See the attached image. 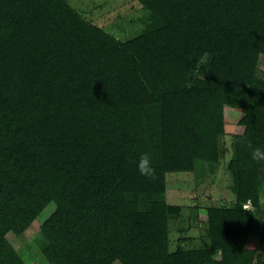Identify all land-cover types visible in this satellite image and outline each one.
<instances>
[{
	"label": "trees",
	"instance_id": "1",
	"mask_svg": "<svg viewBox=\"0 0 264 264\" xmlns=\"http://www.w3.org/2000/svg\"><path fill=\"white\" fill-rule=\"evenodd\" d=\"M138 1L143 28L121 39L70 0H0V264H29L11 236L39 218L27 250L44 263L264 264L247 147L264 149V0ZM226 107L242 110L235 199L207 208L208 246L172 250L192 208L168 202L167 176L216 171Z\"/></svg>",
	"mask_w": 264,
	"mask_h": 264
},
{
	"label": "rangeland",
	"instance_id": "2",
	"mask_svg": "<svg viewBox=\"0 0 264 264\" xmlns=\"http://www.w3.org/2000/svg\"><path fill=\"white\" fill-rule=\"evenodd\" d=\"M70 3L87 20L108 28L121 39L126 38L129 34L135 35L143 28V23L139 22V17L143 12H146V9H142L143 5L138 0H70ZM262 64L264 65V62ZM226 110L227 121H224V124L225 129L227 126V135L222 139L226 151L216 171L211 174L206 173L207 175L203 176L190 172H172L167 176L168 202L189 205L192 208L190 222L193 227L185 233L175 232L171 234L172 250L176 249L179 245L185 247L208 246L207 208L211 205L229 206L234 201V196L231 191L233 179L228 169V163L232 155L230 142L231 136L234 133L233 127L237 132L240 111L233 109V107H226ZM228 126L231 127L228 129ZM202 171L199 169L198 172L202 174ZM53 208L54 206L48 208L47 213L51 212ZM40 225L41 219L39 218L21 236H11V241L15 247L19 251L27 253L24 256L29 264H49L31 257L29 255L30 252L27 250V243L31 242L38 235ZM114 264L122 263L116 261Z\"/></svg>",
	"mask_w": 264,
	"mask_h": 264
},
{
	"label": "clouds",
	"instance_id": "3",
	"mask_svg": "<svg viewBox=\"0 0 264 264\" xmlns=\"http://www.w3.org/2000/svg\"><path fill=\"white\" fill-rule=\"evenodd\" d=\"M247 147L251 149V159L257 163H264V149L253 147L251 142H248ZM140 175L146 179L154 180L156 178V170L152 164L150 153L141 154L138 161H134Z\"/></svg>",
	"mask_w": 264,
	"mask_h": 264
},
{
	"label": "crops",
	"instance_id": "4",
	"mask_svg": "<svg viewBox=\"0 0 264 264\" xmlns=\"http://www.w3.org/2000/svg\"><path fill=\"white\" fill-rule=\"evenodd\" d=\"M233 109H236V110H239V111H240V113H239V115H238V118L240 119V118L242 117V110L239 109V108H233ZM226 112H227V110H226V108H225V121H227V120H226V118H227V113H226ZM230 112H231V111H230ZM233 118H234V117H233ZM230 127H231V126H228V129H229ZM239 127H241V126H240V125L238 126V129H239L240 131L237 129V132H241V131H243V127H241V128H239ZM226 130H227V126H226ZM233 132H234V133H237V132L235 131V128H234V127H233ZM233 196H234V195H233ZM234 199H235V198H234ZM211 206H212V205H211ZM214 253H217L219 256H218L217 254L214 255ZM220 253H221L220 251H215V250H213V251L211 252V254L208 255L207 257H208V258H217V259H218V258H220V256H221Z\"/></svg>",
	"mask_w": 264,
	"mask_h": 264
},
{
	"label": "built area",
	"instance_id": "5",
	"mask_svg": "<svg viewBox=\"0 0 264 264\" xmlns=\"http://www.w3.org/2000/svg\"><path fill=\"white\" fill-rule=\"evenodd\" d=\"M245 207H246V208H249V207H250V204H246Z\"/></svg>",
	"mask_w": 264,
	"mask_h": 264
}]
</instances>
